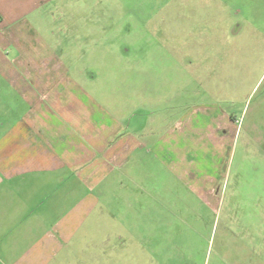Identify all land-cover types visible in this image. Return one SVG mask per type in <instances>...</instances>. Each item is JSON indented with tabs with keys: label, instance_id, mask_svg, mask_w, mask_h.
Here are the masks:
<instances>
[{
	"label": "rangeland",
	"instance_id": "obj_1",
	"mask_svg": "<svg viewBox=\"0 0 264 264\" xmlns=\"http://www.w3.org/2000/svg\"><path fill=\"white\" fill-rule=\"evenodd\" d=\"M88 4L98 5L94 21L106 28L84 46V62L60 61L81 66L82 76H57L82 90L48 100L45 114L78 134L94 127L74 117H95L98 133L116 123L106 143L122 165L110 164L114 173L98 190L105 200L90 212L91 220L111 218L107 231L125 236L101 245L109 264H264V0ZM17 96L0 88L11 119L26 111ZM83 140L59 142L57 152L82 150L85 162L111 170L109 147ZM76 175L59 177L68 185ZM43 199L38 209L48 214L73 202L59 187Z\"/></svg>",
	"mask_w": 264,
	"mask_h": 264
},
{
	"label": "crops",
	"instance_id": "obj_2",
	"mask_svg": "<svg viewBox=\"0 0 264 264\" xmlns=\"http://www.w3.org/2000/svg\"><path fill=\"white\" fill-rule=\"evenodd\" d=\"M88 1L0 0V88L10 89L26 105L25 117L11 119L8 102L0 98V264H109L113 258L102 246L114 236L125 240L121 230L107 231L113 223L111 218L101 215L91 220L90 214L105 200V194L98 197V190L114 173L110 164L119 163L113 150L115 144L106 143L116 123L98 133L95 117H74L94 127L88 134L85 130L78 134L79 128L57 127L56 119L45 114L48 100L56 99L65 90L72 99V94L82 90L78 82L66 79L68 84L61 85L57 76L66 71L69 74L70 70L82 76L84 69L76 64L68 69L60 61L84 62V46H91L106 28L101 26V20L94 21L98 5H89ZM51 75L56 76L52 83L44 78ZM74 123L79 125L76 121L71 125ZM83 139L87 140L85 144L96 141L105 149L109 147L105 163L111 170L105 164L97 165L98 159L95 163L85 162L87 154L82 150L60 155L57 152L59 142H84ZM81 162L88 165L81 167ZM68 171L75 176L78 173V179L67 185L66 180L62 181L65 175H59ZM52 172L57 175L49 181ZM192 178L197 183L200 180L198 176ZM55 187L64 188L73 199L71 208L61 207L62 214L38 209L39 201ZM84 188L93 194L82 195ZM88 223L92 228L82 235ZM100 225L107 233L98 231L94 235L93 229Z\"/></svg>",
	"mask_w": 264,
	"mask_h": 264
}]
</instances>
